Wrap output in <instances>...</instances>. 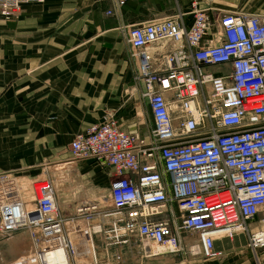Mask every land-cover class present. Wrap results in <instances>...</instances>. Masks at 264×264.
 <instances>
[{"label":"built area","instance_id":"obj_1","mask_svg":"<svg viewBox=\"0 0 264 264\" xmlns=\"http://www.w3.org/2000/svg\"><path fill=\"white\" fill-rule=\"evenodd\" d=\"M125 1L110 0L106 14L121 20ZM41 2L0 0V16L16 20L23 5ZM121 31L138 64L151 129L140 136L105 119L64 149L69 161L109 168L113 217L82 204L75 209L81 221L66 217L45 179L31 181L28 200L17 198L14 182L0 184V241L27 232L32 264H114L111 247L133 249V238L146 257L206 260L223 256L216 237L241 232L258 262L264 228L250 224L264 213V12L210 16L189 0L172 16Z\"/></svg>","mask_w":264,"mask_h":264},{"label":"crops","instance_id":"obj_2","mask_svg":"<svg viewBox=\"0 0 264 264\" xmlns=\"http://www.w3.org/2000/svg\"><path fill=\"white\" fill-rule=\"evenodd\" d=\"M200 1L210 16L218 10ZM174 2L176 10L189 0ZM110 7V0H43L23 5L16 20L0 16V174L39 173L46 161L69 155L64 149L77 133L105 119L140 136L149 133L144 86L135 78L138 64L121 31L129 23L123 7L121 20L106 14ZM79 163L80 177L90 183L101 175L109 180L108 167ZM24 236L16 233L1 241L0 264L26 251ZM223 240L228 248L221 247ZM214 247L222 258L165 254L142 264H264V249L257 251V262L241 232L231 239L216 237ZM116 254L114 264H141L138 250L116 248Z\"/></svg>","mask_w":264,"mask_h":264},{"label":"rangeland","instance_id":"obj_3","mask_svg":"<svg viewBox=\"0 0 264 264\" xmlns=\"http://www.w3.org/2000/svg\"><path fill=\"white\" fill-rule=\"evenodd\" d=\"M200 3L204 5L213 6L218 8L215 13H235V12H247V13H259L264 12V0H201ZM123 12L125 14V19L127 22L132 25L140 22H146L154 19L164 18L172 16L175 13V2L174 0H127L126 4L123 7ZM211 70H217L219 72H224L227 70L226 66L212 68ZM63 156L59 159L46 161L43 166L39 168V173L26 175L23 173H7L3 176H0V184H10L15 183L19 186L20 196L18 197H27L25 200H28V192L32 194V185L31 181L34 179H42L48 180L52 183L55 192L57 194L58 203H59V211L64 214L66 217L70 218L72 215L75 219L81 221L82 219L79 218V214L75 212L76 207L81 204L83 200H91L92 203L97 204L99 203V209L93 210V213H102L107 214L114 213V210L107 201V194H108V186L109 180L105 176H100L95 181L96 183H90L89 179L86 177H80L84 172H81L79 162H72L69 161V155L67 153H63ZM63 163V168L60 171L57 169L58 165ZM85 163V162H83ZM60 167V166H59ZM44 181V180H40ZM89 182V183H88ZM1 186V185H0ZM14 187V185H13ZM15 192V190H14ZM13 193V191H12ZM22 194V195H21ZM25 194V195H24ZM77 218H76V217ZM258 219H263L262 221L252 222L253 226H258L264 228V213H261L258 216ZM97 222L96 219L92 220ZM251 223V224H252ZM263 224V225H262ZM28 239L25 243L26 251L18 255L16 258L12 259L11 262L17 261L18 264H32L30 260L28 261V256L32 252V245H31V238L28 236V233L25 231H16L14 234L22 233ZM134 245H130L135 252L136 244H138V239L133 238ZM3 241V240H1ZM0 241V243H1ZM233 245L236 244V241L232 243ZM230 243L226 240L221 242L222 248H228ZM114 247H111L109 250L108 255H114ZM126 248V246L118 247ZM128 248V247H127ZM100 250V249H99ZM98 257H104V252L99 251ZM224 255V254H223ZM137 257H141L140 263H146L150 261L153 257H146L144 255H135ZM222 258V256L220 257ZM218 259V258H212ZM122 260V258H121ZM10 262V261H8ZM254 262H252L253 264ZM120 264V263H119Z\"/></svg>","mask_w":264,"mask_h":264},{"label":"bare ground","instance_id":"obj_4","mask_svg":"<svg viewBox=\"0 0 264 264\" xmlns=\"http://www.w3.org/2000/svg\"><path fill=\"white\" fill-rule=\"evenodd\" d=\"M63 164V163H62ZM44 178H42V179H38V180H43ZM31 192V191H30ZM30 192H28V194H29V196L31 197L32 196V194H30ZM25 195V194H24ZM25 197V196H24ZM81 204L82 205H87L88 207H85L84 209L86 210V211H92V210H97V209H99V203H97V204H94V203H92L91 202V200H83L82 202H81ZM263 225V224H262ZM219 237V236H218ZM148 249H149V251L150 252H156V251H161V250H163V248H161V247H158V246H155V245H149L148 246Z\"/></svg>","mask_w":264,"mask_h":264}]
</instances>
